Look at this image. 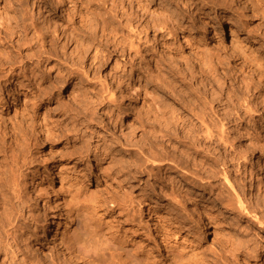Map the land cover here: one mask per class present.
<instances>
[{
  "label": "rangeland",
  "instance_id": "rangeland-1",
  "mask_svg": "<svg viewBox=\"0 0 264 264\" xmlns=\"http://www.w3.org/2000/svg\"><path fill=\"white\" fill-rule=\"evenodd\" d=\"M178 1L184 4V0ZM194 1V6L190 7L187 3L183 9L176 10L180 20L173 25L174 32L171 31L173 33L168 36V40L174 44L175 35H182L179 24L186 28L185 30L188 29L189 36L195 38L196 46L192 39L185 43L182 38L183 48L179 50L187 66L192 65L190 68L198 71L201 80L195 74L192 76L186 72L184 66L175 67L172 62L167 63L166 56L158 49L156 41L153 40V33L158 38L164 34L151 31L147 24L152 14L162 12L155 2L146 3L148 9L144 13L136 9L134 3L130 5L128 0H64L68 8L81 13L82 21L79 23L74 17L60 22L59 10H52L54 5L56 6L52 0H0V163L7 155L15 153L22 172L19 189L14 192L16 197L13 196L21 226L19 234L17 233L19 239L13 246L18 263L24 264L34 259L38 264H48V246L42 239L40 224L44 216L43 201H38L39 195L33 194L28 185L32 179L46 185L50 174L54 179L57 196L66 200L69 208L74 209L67 233V244L71 246V242L75 241L74 234L79 226L80 214L84 210L91 213L97 232H107L119 243V251L101 258V264H128L129 252L135 254L131 257L133 262L138 260L140 264H212L217 258L216 252L222 254L220 248L224 239L212 233L207 213L237 216V211L227 209L229 204L235 205L237 200L243 203L244 208V215L238 219L240 228L242 227L247 235L251 234L254 241L255 231L264 235V230H261L262 226L259 224L261 220L264 223V191L257 189L256 177V162L264 157V120L260 116H254L252 92L243 88L245 84L250 86L249 77L236 70L222 50L214 52L215 44L212 42L214 32L218 33L221 27L225 28L222 20L231 16L227 7H231L232 3L230 0ZM218 1H227L228 4L224 2L227 7L220 6ZM260 1L263 4L262 12L260 11L262 15L260 12H251V18L247 19L249 28L246 34V37L258 42L264 39V0ZM204 3L206 8L199 9L198 4ZM39 8L47 9L50 21L61 23L60 28L44 32L41 25H37L33 20ZM142 14L143 17L140 18L139 15ZM68 26H71L73 34L79 38L84 47L82 49L89 48V56L95 51L93 46L98 50V61L95 65H90L91 59H86L84 54H78V58H74L76 64L71 66L72 60L70 61L69 57L76 55L73 54L74 45L70 42L67 44L66 39L59 34L61 28L66 29ZM102 33L108 37V42L101 37ZM226 33L228 34V29L225 28ZM145 36L153 40L151 44H146ZM113 39L124 44L132 43V54L127 52L122 58L120 53L112 52ZM223 39L228 46L232 36ZM240 42L245 46L247 40L241 39ZM149 45L162 55L164 61L157 64H160L162 72L172 79L174 86L167 87L162 80H157L156 83L153 77V84L149 83L150 95H147L144 87L147 82L141 79L138 82L137 75L142 77L141 74H147V71L150 75L153 74L151 72L154 68L149 60L154 59L155 55L154 49ZM175 45L177 46L176 42ZM190 46L193 53L194 49L202 48L204 52L214 54L213 59L217 61L214 62L217 67L215 73L198 62L199 57L189 51ZM244 46L242 51L255 50ZM254 53L258 56L256 51ZM115 65L117 75H112L114 72L111 68ZM68 69L72 72H67ZM111 76L117 77V86H113L115 78L110 81ZM137 82L140 86L134 88L130 94L132 106L124 105L126 101L120 96H124L122 93H125V88L131 84L134 86ZM109 90L115 94L111 99ZM241 95L245 97L242 98ZM239 97L242 103L240 114L236 117L229 107L235 120L224 122L222 127L220 122H217L218 118H223L221 107L233 104V100ZM151 100L161 102L173 110L175 115L197 125L198 121L191 114L193 110L199 112L192 104L193 101L198 102L203 106L205 115L214 121L215 133L224 141L220 144L221 149L215 151V158L218 157L215 171L211 162L205 163L207 165L204 164L203 167L195 166L196 169L189 165L190 187L184 188L188 194H174L173 198L177 204L169 203V206L178 212V216H181V224H186L188 229L183 231L182 227L165 226L166 231L162 232L156 242H163L160 251H154V244L148 247L146 244H140L127 230L128 225L133 223L143 227L138 234L152 233L153 226H146L147 211L152 210L150 205L155 200H163L156 187L160 186V179L156 182L147 176V162L139 169L129 167L130 156L131 159L140 157L139 159L147 161L148 142L154 139L149 126L156 124L149 119L150 114L147 115V103ZM110 101H114L113 104H110ZM122 106H126V109H122ZM122 111H126V115H115L116 112ZM108 118L114 123L118 120L122 123V133H114L109 125L108 128L104 125V120ZM184 136L181 135V139ZM115 145H118L119 156L112 155L111 148H115ZM168 146L169 143H162L157 146L156 152L170 153L171 147L168 149ZM202 146H196L195 149L201 150L204 148ZM142 152L145 154L141 155ZM125 159H128V162ZM51 163L63 167L59 177L56 172L50 171ZM148 164L157 166L156 163ZM69 165L74 167L68 168ZM121 165H124V168ZM110 166L114 167L110 169ZM225 168L229 171L226 172L227 180L221 172ZM113 169H116V172ZM153 170L158 172L156 168ZM132 171L136 173H131ZM205 171L211 173L212 180L206 179L209 174ZM190 172L197 174L191 176ZM159 174L163 175V172ZM180 175L175 173L174 177L179 178ZM150 180L151 184L147 185ZM6 185L2 186L3 192H12V188H7L9 185ZM163 192L167 194L169 191ZM107 197L115 202L124 201L130 213L125 212L126 216L119 214L114 202L113 207L108 202L104 203ZM29 200L38 203L37 213L29 208ZM142 200L148 205H143ZM87 239L89 238L85 237V240ZM228 262L245 264L240 254H237L236 258H229ZM260 263L264 264V256ZM0 264H5L3 256H0Z\"/></svg>",
  "mask_w": 264,
  "mask_h": 264
},
{
  "label": "bare ground",
  "instance_id": "bare-ground-1",
  "mask_svg": "<svg viewBox=\"0 0 264 264\" xmlns=\"http://www.w3.org/2000/svg\"><path fill=\"white\" fill-rule=\"evenodd\" d=\"M52 1H54V3H56V6L54 5V8L52 10L54 12L59 10L60 15L58 16V20H60V22L63 19H66V18L72 19L73 17L76 18V20L78 19V22L82 21L81 20V18H82L81 13L68 8L67 5L65 4L64 0H52ZM101 1H103V0H101ZM128 1H130V5H132L134 3V7L136 9H139V11L144 12V13H145L146 9H148V6L146 3L155 2V4L158 5V8L160 10H162L161 14H158L159 12H157V14H154V15L152 14L151 17L147 21L148 27L151 29V31H153V32L158 31V33L164 34L158 38V37L154 36V33H153V40L156 41V43L159 47L158 49H160L164 53V55L166 56L167 63H169V64L173 63L175 67H180L182 65V66H184L183 68L185 69L186 72L190 73V75H192V76L195 74V76H197V78L201 80L202 78H201V75L198 74V71L197 70L193 71L190 68L192 65L187 66V64L185 62L186 60L183 59V54L179 50L180 48H183V44L181 42L182 38L185 40V43L192 39L194 41L195 46H196L195 38L189 36V34H188L189 32L187 31L188 29L185 30L186 28H184L182 25H180V24L178 25L181 27L180 29L182 32L181 31L180 32L182 35H177V34L175 35L174 40H175L177 46L175 45V42L173 44L172 43L173 41L171 42L168 40V36L174 32L172 30L173 25L176 22H179L178 20H180V18L177 17L178 13L176 12V10L183 9L182 7L186 6L187 3L189 4L190 7H192V6H194V4H196L195 1L194 0H184L185 5L182 2L180 3L178 0H174V1H169V0H128ZM212 1L215 2L217 0H212ZM218 2L221 4L220 6L225 7V8L227 7V5L225 4L227 1H223V2L218 1ZM230 2L232 3V6L231 7L228 6L227 8L230 9L231 16H227L224 18V20H222L225 28L228 29V34L227 33L225 34V28H223L221 26H220L221 27L220 31L218 33L214 32V35L212 36V42H214V44L216 45V46L214 45V47H215L214 52H217V50H222L224 52V54L228 57V59L233 63L236 70H238L239 72H241L243 74H246V76L249 77L250 82H251L250 86L248 84H245L243 86V88H245L248 92H252V95H253L252 98L254 100L253 104L255 107V109L253 108L254 109V116H260V117H262L261 119L264 120V59H263L264 58V39H262L258 42V41H255L254 39L250 38V37H246L247 36L246 35L247 29L249 28L247 19L251 18V12H252V14H253V12L259 13L263 7V4L261 3L262 1H260V0H256V1H254V0H230ZM227 4H228V2H227ZM198 7H199V9L200 8H202V9L206 8L205 3L204 4H198ZM261 12L259 14L262 15ZM167 15H169V16H167ZM172 16H174L175 18L174 19L170 18ZM139 17L142 18L143 14L139 15ZM215 19L217 20V18H215ZM33 20L37 25H41V27L43 28L42 30H44V32L50 31L51 29H55V28L57 29V27L59 29L60 24H61V23L58 24V22L56 20L51 22L48 14H47V9H45V8L44 9L39 8L37 13L34 15ZM171 31H173V32L171 33ZM104 32H105V30H104ZM59 34H61L63 36V38L66 39L67 44L70 42L71 45H74L73 54L75 53L76 55L72 58L69 57L70 61L72 60L71 66H74L76 64V63H74L75 62L74 58H78L77 57L78 54L79 55L84 54V56H86V59L90 58L91 59L90 65L91 64L95 65L97 63V61H98V50L96 48H94V46H93V49L95 51L93 50L94 53L91 56H89L90 54L87 53L89 51V48L85 47V49H82L83 45H81V43L79 42V38L73 34L71 26H68L66 29L61 28L59 31ZM102 34L103 35L101 37H103V39L106 40V42H108L109 41L108 37L104 33H102ZM227 36H232L231 42L228 46H227L225 39H223V38H227ZM145 37H146L145 40L147 39L146 44L150 43L152 39L150 37L147 38V36H145ZM259 37H262V36H259ZM263 38H264V36H263ZM241 39L247 40V42L245 43L246 48L255 49V50L254 51L252 50L253 52L251 50H243L242 51L241 49L243 48L244 45L240 42ZM111 42H112V50L111 51L115 52V53H120V56H122V58L125 57V55L128 53L130 54L131 50L134 49V46L132 43L124 44L123 42L117 41L115 39H113ZM137 48L139 49V47H137ZM205 48H207V47H205ZM151 49H154V48L151 47ZM153 51H154L153 55H155V58L152 60H149L150 64H152L153 68H154L153 71L151 72L153 74L150 75V73H148V71H147V74H141L142 77H139L137 75L138 82H139V79H141V81L147 82V85L144 86L145 90L147 91V95H150L151 86L149 85V83L153 84V82H154L153 77L155 78L156 83H158L157 80H162L163 82H165V85L167 87L174 86L173 81H171L172 79L169 78L166 73H163L161 67L159 66L160 64L159 65L157 64L158 62L160 63L161 61L162 62L164 61L162 55L159 52H157L156 49H154ZM189 51L192 52L191 46L189 47ZM255 51L257 52L258 56L255 55V53H254ZM193 54L196 55L197 57H199V61H198L199 63H201L209 71L215 73V70H217L216 69L217 67L215 66L214 62H217V61H215V59H213L214 54H212L211 52H208V53L204 52L202 50V48L194 49ZM194 55H192V56H194ZM129 58L130 57H128V60H129ZM197 60H198V58H197ZM200 67H201V65H200ZM111 71L114 72V74H112V75H117L116 74L117 73L116 65L114 68H111ZM204 71H205V69H204ZM67 72H72V71H71V69H68ZM196 72H197V74H196ZM69 74H68V76H69ZM204 74H206V73H204ZM210 75L212 76V73ZM114 78H115V81L113 80V86L114 85L117 86L118 81H117L116 76L115 77L111 76L110 81H112V79H114ZM138 82H137V84H134V86H132V84L129 86L126 84L128 87L125 88V93L124 94L122 93V95H124V96H120V97H124V99L126 101L124 105L127 104V106H132L130 94L134 88L140 86L138 84ZM99 83H100V81H99ZM159 83H162V82H159ZM101 86H103V85L101 84ZM113 86H112V88H114ZM112 92L109 90L110 95L109 94L108 95L110 96L109 97L110 99L115 95ZM190 94H192V93H190ZM225 94L227 95L226 92H225ZM243 96L241 95L242 98L245 97V96L244 97ZM188 99L190 100V98H188ZM241 100H244V99H241ZM0 102H1V100H0ZM113 102L114 101H110L109 103L113 104ZM190 102H191V100H190ZM232 103L233 104H225L224 106L222 105L223 107H221L219 104V106L221 107V111H223V118L222 119L218 118L217 122H220V125L222 127L224 126V122L229 123L231 121L234 122V120H235L234 117L231 116L232 111L230 112V110L228 109L229 107H231V110L234 111L233 114L235 116L240 114L239 109L242 106V103L240 102V97L235 99V101L233 100ZM192 104L199 111V112H197L195 110L196 111L195 112L193 110L192 114H191L192 117H194V119L196 121H198V123H199L198 125L193 124L192 123L193 121L188 122L187 120L183 119L182 117L175 115L173 110H171L169 107L163 105L161 102H159L157 100H151L150 103H147V115L150 114L149 119L153 120L156 123L155 125L149 126L150 130H151L150 133L154 137V139H152L151 141L148 142L149 144L147 146V161H145L142 158L139 159L140 157H138L137 159H135V157H134V159L133 158L131 159V156H130L131 163H129V167L139 169L140 167L144 166L147 162V172H146L147 176L150 177L152 180H156V182L158 179H160V180H158V182L160 183V186L157 185L156 187L159 189V194L161 195L163 200H159V199L155 200V202L152 205H150V208H152V210L149 209L147 211L148 220H147L146 226H148V227H150V225L153 226L152 227L153 228L152 233L149 232V234H144V235L138 234V232L140 230H142L143 227L136 225V224H133L132 222H131L132 223L131 225H128L129 228L128 229L126 228L129 231L131 237H136L137 240H139L140 244H146L147 247L150 244H154V246H155L153 248L154 251L162 250L163 242H160L159 244H156V242H157V238L161 237L162 232L166 231L167 228L165 226H167V227L173 226L174 228H179V227L181 228L182 227L183 231H186L188 229L186 224H184V225L181 224V223H183V220L180 219L181 216L180 217L178 216V212L175 209H172L169 206V203H174L175 205L177 204L176 200H174V198H173L174 194H178L180 196H185L188 194L184 190V188L190 187L189 186L190 183L188 182L189 181L188 171H190V170H188L189 165H193V167H195V166L196 167H199V166L203 167L205 163L211 162V164H213V166H212V168H213L216 164H218V160L216 159L218 157L215 158V156H217L215 154V151L217 149H221L220 144H221V142H224L223 138L220 137L219 135H217V133H215V130H214L215 129V123L210 117H207L205 115V113H204L205 110H204L203 106H201V104H199L198 102H195V101H193ZM122 107H123L122 109H126V106H122ZM247 109H248V107H247ZM143 110H144V108H143ZM120 113H123V115H126V111L125 112H123V111L122 112H116L115 115L118 116ZM24 114H25V112L22 113V115H24ZM177 114H178V112H177ZM236 117H238V116H236ZM119 119H120V116H119ZM118 121H116L114 123L111 120H109V118H108V120H106V119L104 120V122H105L104 125H107V128L109 125L112 128V131L114 133H122L123 125H121L122 123L120 124ZM153 121H152V123H153ZM253 121L255 122V119ZM183 134L185 136L183 139H181V135L183 136ZM263 134H264V132H263ZM165 142H167V145L169 143L168 149H169V147H171L170 153L163 154V153H160L158 151L156 152L157 146L161 145L162 143H165ZM202 145L204 146L203 149H201V150L195 149L196 146H202ZM117 146L118 145H115L114 146L115 148H111L112 152H113L112 155H118V153H120L117 150ZM178 153L180 155L179 157H178ZM140 154L144 155L145 153L142 152ZM121 160L123 161L124 159H121ZM121 160L119 163H121ZM125 160L128 162V159H125ZM222 160H224V158ZM221 161H219V162H221ZM148 163H151V164L156 163L157 166L153 167V166L149 165ZM196 163H198V164H196ZM225 164H226V162H225ZM256 164H257V172H258V174L256 175V177L258 179L257 180L258 181V183H257L258 188L257 189L258 190L263 189V191H264V157L262 159L258 160L256 162ZM56 165H57L56 163H51L50 164V166H51L50 171L56 172V175H58V177H59V172L63 169V167L61 165H57V166ZM206 165L207 164H205V166ZM208 166H209V164H208ZM73 167H74L73 165H69L68 168H73ZM113 167H111L110 169H112ZM122 167L124 168V165ZM126 167H128V166H126ZM196 167H195V169H196ZM154 168H156L158 172H155L153 170ZM215 168H216V166L213 168L214 171H215ZM58 169H59V171H58ZM209 169L212 170L211 168H209ZM115 170L116 169H113V171H115ZM117 170H118V168H117ZM46 171H48L50 173L49 170H46ZM120 171H122V170H120ZM196 171H194V172H196ZM159 172L160 173L163 172V175L165 176V178H163V175L159 174ZM194 172H190L191 176L197 174ZM205 172H207V171H205ZM221 172L224 175V178L226 179V172H229L227 170V168L223 169ZM20 173H22V172H20L19 159L15 153H10V155H7L6 158L4 159V161L2 163H0V256L4 257L5 264H23L21 262L18 263L15 260V258H17V257H16V252L13 248L14 244L16 245V243L19 239L18 230L21 227L19 224V219H18V210H17L18 208H16L17 205H15L13 202L14 201L13 196L15 195L14 192H16V189H19V186H20V181H19L20 176H21ZM131 173H136V172L132 171ZM175 173L181 174L179 176V178L176 176L174 177ZM207 173L209 175L206 176V179L208 178V180H212L213 176L211 175V173H209V172H207ZM132 176L133 175H131V177ZM192 179H194V178H192ZM199 181L201 183H203L201 180H199ZM151 182H152L151 180L147 181V185L151 184ZM166 183H168L169 186H167ZM4 184L9 185V186H7V185L6 186H7V188L8 187L12 188V189H10V190H12V192H10V193L9 192L6 193L7 191L3 192L2 186ZM28 189L33 194L39 195V200H38L39 202L43 201L44 216L42 217V220L40 219L42 221L40 224H41V230H42V239H43V241L46 242L45 244L48 246L47 247V254H46L47 259H48V264H54V263H56V264H80V262L78 260H76V258H75V250H76L77 241L75 240L74 242H71V244H72L71 246H69L67 244V233L69 231V227H70L71 222H72V217H73L72 212L74 209L69 208V205L67 204L66 200H63L62 198L57 196V191H56L57 189L54 186V179H53L52 175L50 174V180L48 181V184H46V185L41 184V183L39 184L38 182H36L32 179L28 185ZM164 190L169 191V192L167 194H164V192H163ZM251 191L253 193L254 188H252ZM216 192H217V190H216ZM216 194H218V193H216ZM218 195H220V194H218ZM15 197H16V195H15ZM263 197H264V195H263ZM131 198H132V196H131ZM181 198H183V197H181ZM29 201H30L29 202L30 203L29 208H31L35 213H37V210L39 207L38 203L33 202V200H29ZM142 201L143 202H141V203L143 205H148V203H146L144 200H142ZM105 202H108L111 206H112V203L114 202L115 208H117V210H118L117 212H119V214H122L123 216H126V213L128 211H127V205L125 204L124 201L121 200L120 202H115L110 197H107L106 199H104V203ZM164 202H166V203H164ZM131 203L132 202H130V205H131ZM227 205L228 204L226 203V206ZM128 209H129V207H128ZM227 209L231 210L232 212L237 211V213H236L237 216L229 217L226 215L224 216V215L213 214V213H209V212L207 213V218L209 219V222H210L209 227H212V229H213L212 233H214L215 235H219L224 239L223 245L220 248L222 251V254L220 255V253L216 252L217 258H215L214 261L211 260L212 264H228L229 258H236L237 254L238 255L240 254L243 256V262L245 264H262L260 262L262 260V257L264 256V244H262V243H264V235L261 232H256L254 230L255 231L254 238L256 239V241H254L251 234L247 235V233L241 229L242 227L240 228V226L238 225V219L239 218L241 219L242 216L244 215L243 203L240 200H237L235 205L229 204L227 206ZM128 213H130V212H128ZM36 215H38V214H36ZM259 224L262 226L261 230L263 231L264 230V223L262 222V220H261V222H259ZM113 226H114V223H113ZM148 227H147V229H148ZM233 231L234 232L236 231V233H234ZM128 239H130V237H128ZM110 254H113V253H110ZM261 255H262V257H261ZM100 259L101 258L97 259L94 262V264H98V263L101 264L102 261ZM172 261H173V259H172ZM24 264H38V262H36L34 259H31Z\"/></svg>",
  "mask_w": 264,
  "mask_h": 264
},
{
  "label": "clouds",
  "instance_id": "clouds-1",
  "mask_svg": "<svg viewBox=\"0 0 264 264\" xmlns=\"http://www.w3.org/2000/svg\"><path fill=\"white\" fill-rule=\"evenodd\" d=\"M85 237L89 239L85 240ZM74 239L77 241L75 258L80 264H94L97 259L119 251V243L112 235L104 231H96L95 222L88 210L80 214L79 226ZM127 255L128 264H140L138 260L133 262L131 259L135 255L134 252H129Z\"/></svg>",
  "mask_w": 264,
  "mask_h": 264
}]
</instances>
